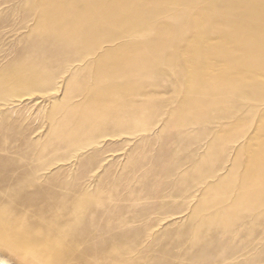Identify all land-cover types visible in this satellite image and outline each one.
<instances>
[{
	"label": "rangeland",
	"instance_id": "1",
	"mask_svg": "<svg viewBox=\"0 0 264 264\" xmlns=\"http://www.w3.org/2000/svg\"><path fill=\"white\" fill-rule=\"evenodd\" d=\"M252 8L264 0H0V253L264 264Z\"/></svg>",
	"mask_w": 264,
	"mask_h": 264
},
{
	"label": "bare ground",
	"instance_id": "2",
	"mask_svg": "<svg viewBox=\"0 0 264 264\" xmlns=\"http://www.w3.org/2000/svg\"><path fill=\"white\" fill-rule=\"evenodd\" d=\"M258 1H260V0H258ZM242 2H243V1H242ZM241 4H242V3H241ZM248 5H249V4H248ZM253 5H254V3H253ZM253 5H252V6H253ZM253 7H255V6H253ZM251 13H252L253 16L256 17V18H261V17L264 18V17H263V16H264V11H262V12H257V13H256V12L253 10V8H252V9H251ZM251 13H250V14H251ZM60 14H61V13H60ZM126 17H127V16H126ZM233 19H234V18H233ZM235 24H236V23H235ZM239 26H240V25H239ZM246 29H247V28H246ZM228 30H229V28H228ZM229 31L231 32L232 36H234V34L237 33V32H234V30H232V29H230ZM262 31H263V30H262ZM237 37H238V36H237ZM238 38H239V37H238ZM257 39H258V36H257ZM234 40H235V39H233V42H234ZM236 40H237V39H236ZM238 41H240V40L238 39ZM238 41H237V42H238ZM253 41H254V40H253ZM260 42H261V41H260ZM260 42H259V43H260ZM210 43H211V42H210ZM239 43H240V42H239ZM221 44H222V43H221ZM221 44H220V45H221ZM224 45H226V44H224ZM243 45H244V44H243ZM260 45H261V44H260ZM208 46H209V45H208ZM213 46H214V45H213ZM215 46H216V45H215ZM235 46H237L236 49H237L238 47H240L239 45H235ZM233 47H234V45H233ZM217 48H218V47H217ZM234 48H235V47H234ZM234 48L232 49V51L234 50ZM240 49H241V48H239V50H240ZM223 50H224V49H223ZM230 50H231V49H230ZM242 50H243V49H242ZM228 51H229V50H228ZM228 51H227V52H228ZM232 51H230V52H232ZM215 52H216V51H215ZM230 52H229L228 54H231ZM237 52H238V51H237ZM234 53H236V51H234ZM234 53L232 52V54H234ZM245 53H246V52H245ZM218 54H219V53H218ZM222 54H223V53H222ZM241 54H242V53H241ZM251 54H252V53H251ZM236 55H237V54H236ZM242 55H243V54H242ZM242 55H241V56H242ZM258 55H259V54H258ZM263 55H264V54H263ZM219 56H220V55H219ZM231 56H232V55H231ZM231 56H230V57H231ZM238 56H239V55H238ZM251 56H252V55H251ZM251 56H250V57H251ZM227 57H228V56H227ZM232 57H233V56H232ZM248 57H249V56H248ZM209 58H210V57H209ZM234 58H235V56H234ZM244 58H245L246 60H248L247 57H244ZM232 59H233V58H232ZM235 60H236V59H235ZM259 60H260V59H259ZM250 61H251V60H250ZM225 62H226V61H225ZM230 62H231V61H230ZM247 62H248V61H246V63H247ZM227 63H228V62H227ZM236 63H237V62H236ZM248 63H250V62H248ZM263 63H264V62H263ZM224 65H225V63H224ZM246 65H247V64H246ZM249 65H250V64H248V66H249ZM229 66H230V65H229ZM229 66H228V67H229ZM240 68H242V67L240 66ZM226 69H227V68H226ZM226 69H225V70H226ZM230 70H231V69H230ZM251 70H252V69H251ZM223 71H224V70H223ZM226 71H227V70H226ZM220 72H221V71H220ZM223 73H224V72H223ZM225 73H226V72H225ZM232 75H233V74H232ZM223 76H224V75H223ZM226 76H227V74H226ZM238 77H239V76H238ZM244 80H245V78H244ZM229 85H230V84H229ZM222 86H223V85H222ZM0 245H1V244H0ZM12 246H13V245H12ZM14 247H15V246H14ZM16 247H17V246H16ZM16 247H15V248H16ZM9 249H10V248H9ZM21 249L23 250L24 247H23V246H18L17 249H15V250H14V249H13V250L10 249V251L13 252L14 254H12L11 252H9L8 257H6V256H4V255H2V254L0 253V264H11V263H10L11 260H15V263H13V264H20V262L18 261V259L16 260L15 257H17V256L20 254V253L18 254V251L21 250ZM17 250H18V251H17ZM21 254H22V253H21ZM26 254H28V253H26ZM18 257H19V256H18ZM20 261H21V260H20ZM35 261H36V260H35Z\"/></svg>",
	"mask_w": 264,
	"mask_h": 264
}]
</instances>
